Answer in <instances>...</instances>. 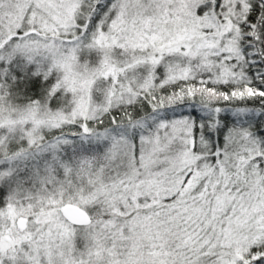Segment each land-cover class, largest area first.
I'll return each mask as SVG.
<instances>
[{
    "label": "snow or ice",
    "instance_id": "1",
    "mask_svg": "<svg viewBox=\"0 0 264 264\" xmlns=\"http://www.w3.org/2000/svg\"><path fill=\"white\" fill-rule=\"evenodd\" d=\"M0 264H264V0H0Z\"/></svg>",
    "mask_w": 264,
    "mask_h": 264
}]
</instances>
